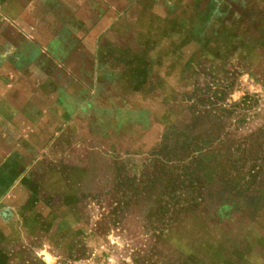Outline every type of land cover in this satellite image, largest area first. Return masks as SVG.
Masks as SVG:
<instances>
[{
  "label": "rangeland",
  "instance_id": "374dc122",
  "mask_svg": "<svg viewBox=\"0 0 264 264\" xmlns=\"http://www.w3.org/2000/svg\"><path fill=\"white\" fill-rule=\"evenodd\" d=\"M168 19L121 25L101 108L42 162L18 264H264V0Z\"/></svg>",
  "mask_w": 264,
  "mask_h": 264
},
{
  "label": "crops",
  "instance_id": "0c3cea01",
  "mask_svg": "<svg viewBox=\"0 0 264 264\" xmlns=\"http://www.w3.org/2000/svg\"><path fill=\"white\" fill-rule=\"evenodd\" d=\"M184 1L0 0V264L23 258L33 185L58 137L101 108L121 25L169 23Z\"/></svg>",
  "mask_w": 264,
  "mask_h": 264
}]
</instances>
